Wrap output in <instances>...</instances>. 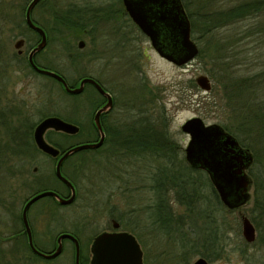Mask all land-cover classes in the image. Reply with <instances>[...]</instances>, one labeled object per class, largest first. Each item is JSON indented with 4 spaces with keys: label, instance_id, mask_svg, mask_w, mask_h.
Instances as JSON below:
<instances>
[{
    "label": "rangeland",
    "instance_id": "obj_1",
    "mask_svg": "<svg viewBox=\"0 0 264 264\" xmlns=\"http://www.w3.org/2000/svg\"><path fill=\"white\" fill-rule=\"evenodd\" d=\"M30 1L0 0V62L2 63L0 66L2 68L5 66L6 69L0 73V77L3 75L5 80L0 81V89L3 93L18 96L5 98L11 103L9 105L20 107L24 116L29 110L32 115L36 114L37 107L42 108L43 98L44 100L50 98L51 101H47L48 114L59 113L61 117L76 120L82 126L85 137L77 138V142L93 140L95 138L92 130L93 114L101 102L97 93L88 88L82 95L74 96L63 92L56 80L41 74H34L31 77L28 69H22L26 56L31 50L30 46L37 39L36 34L27 29L24 22L25 9ZM92 1L95 0H45L43 4L33 9V18L48 30L49 39L46 48L37 55L36 62L43 67L57 69L72 83L79 81L84 75L99 79L117 95L118 107L115 109V115L122 114L119 108L128 106L129 98L135 93L138 95L142 89L147 94L157 96L164 107L171 137L180 147V157L184 159L189 136L181 130V126L188 119L199 117L205 124L225 126L231 121L229 118H232L226 107L228 90L217 80L221 79L222 67H219L216 56L233 60L227 66L230 72L241 68L240 72L243 74L248 68L256 71L264 67V7L261 12L222 25L207 36L203 37L201 33L191 34L199 52L204 49L207 57L198 54L199 57L197 55L188 64L176 66L159 56L148 38L135 30L130 22L124 21L120 12L121 5L117 1L114 9L118 16L115 21L107 18L101 20L99 27L96 26L97 31L94 30L93 34L81 36L77 31H66L54 20L55 14L61 16L68 2L77 7L92 8L93 4H90ZM102 2L103 0H99L94 7L101 9V17H107L110 8L114 5L110 7L106 2ZM242 2H260L264 5V0H210L209 3L211 11L221 12ZM92 9H90L91 13ZM103 9L105 14H102ZM86 26L84 25V28ZM20 38L25 39L23 55H18L14 47L15 42ZM80 40L85 42L83 49L79 48ZM3 56L8 59L7 64H4ZM200 75L209 78L210 91L202 90L196 83V78ZM259 94L264 95V88L260 89ZM3 118L8 119L6 114ZM15 119L12 117L10 120ZM4 132L3 128L0 129V137ZM55 138L61 143L67 141L66 138L59 136ZM115 152L118 151H113L107 146L98 152L89 149L70 156L63 172L67 177L74 179L73 181L80 187L78 200L75 204L65 207L57 204L51 197H45L32 205L30 216L36 220L33 221L35 245L47 248L60 231L74 229L68 227L67 222L59 226L39 220L38 214L41 209L52 208L56 209L57 214L69 213L71 217L76 212L83 211L89 220L92 219L91 214L95 215L97 218L95 223H90L87 228L79 232L85 245L111 226V218L120 219L124 216V222L129 225L127 227L130 230L135 229L132 232L141 242L148 259L145 264H179L177 262L179 259L150 258L179 256L182 238L187 245L185 249L190 243L198 245L197 250L191 251L188 255L189 264H193L199 257H204L207 253L202 246V237L205 236L206 231H203V228L206 227L207 219L205 216L195 218V212H191L190 216L189 212L173 199L170 204L176 210L174 217L183 218L182 232L175 230L168 233V227L163 226L162 231L147 227V230L140 233L135 221L138 222L144 217L145 207L152 202L151 198H154L147 181H144L146 169L144 163L148 165L153 160L136 162L134 158H127L123 150L117 153L120 155H114ZM130 162L137 166L131 168ZM55 163L47 155L34 150L25 156H13L7 153L6 162H1L0 193L5 201L0 202V264H12L17 257L32 254L28 251L23 238L19 248L13 240L14 234L21 227L19 215L25 199L47 188L56 189L64 194L68 192L66 187L53 176ZM127 168L131 171L130 177L126 175ZM250 195V200L241 208L230 212L224 210L218 212V218L224 219L226 223L229 221L230 224V255L213 261L207 259L210 264H256L248 263L244 257L235 252L243 238L241 218L245 215L251 220L252 187ZM174 227L176 229V224ZM9 238L11 240L7 241L6 239ZM260 250L256 245L249 248L248 253L259 254Z\"/></svg>",
    "mask_w": 264,
    "mask_h": 264
},
{
    "label": "trees",
    "instance_id": "obj_2",
    "mask_svg": "<svg viewBox=\"0 0 264 264\" xmlns=\"http://www.w3.org/2000/svg\"><path fill=\"white\" fill-rule=\"evenodd\" d=\"M181 1L191 23V34L201 33L203 37L207 36L212 30L222 27V25L225 26L235 20L243 19L247 15L261 12V9L264 7L260 2H242L234 7H230L226 11L216 12L211 11L210 0ZM54 20L58 24H61V16L55 14ZM131 25L145 36L132 21ZM25 27L29 29L27 26ZM38 40L39 38L37 37L35 42L30 46L31 49ZM198 54L207 57L204 49H201ZM216 59L219 62V67H222L220 76L222 80H217L228 90L226 93V107L232 117L229 118V121L230 119L231 121L223 127L237 138L242 147L251 151L254 157L253 164L249 168L248 173L252 179L253 189L250 218L257 230V236L256 240L251 244L241 238L238 250L235 252L244 257L248 263L264 264V95L261 96L259 94L260 89L264 88V67L256 71L248 68L247 72L241 74V68H236L235 70H231V72L227 68L228 63L233 61L232 59H227L224 56L222 58L216 56ZM2 60L4 64H7V58L3 56ZM44 68L61 74L57 69L51 67ZM3 71H6L5 66L3 67ZM65 80L71 87H74L76 84V82L72 83L68 81L67 78ZM57 83L60 85L62 91L67 93L63 86L59 82ZM139 92L138 95H135V93L132 95V98H129L128 106L119 108L123 112L121 114L123 123L117 127H123L128 132L126 134H118L116 137L110 132L109 125L105 122L104 127L107 137L103 147L99 151L107 146L111 149L116 146L115 151L118 152H115L114 155L123 150L127 158H134L136 162L153 160L148 165L144 163L146 165L144 181H147L148 188L153 193L152 208L162 218L163 226L170 227L173 222L170 220L172 216L174 217L176 211L173 205L170 204V201L173 199L183 206L189 214L195 212V218L205 216L207 219L206 227L203 228V231H206L205 236L202 237V246L206 250L207 259L213 261L229 256L230 224L229 221L226 223L224 219L218 218V212L220 210L227 212L232 210L227 209L221 203L208 174L203 170L192 168L186 162V159L180 157V147L171 137L167 119L164 115V107L160 100L156 98L157 96L147 94L144 89ZM48 100L51 101L50 98L46 100L43 98L41 102L42 108L39 109L37 107V113L33 115L34 120H32V117L29 118L28 112L24 117L22 114H19V118L15 115V120H10L12 118H2L5 132L0 137V164L1 162H6L7 153L13 156H25L31 150L42 153L34 143L32 125L36 126L40 120L48 116L61 117L59 113H47ZM61 118L79 125L72 118L63 116ZM56 136L66 138L67 141L61 143L55 138ZM46 138L48 142L58 147L61 151L91 141L90 139L80 142L76 141L77 138H85L82 126L80 132L76 135L71 136L51 131V133L46 135ZM51 159L55 162L54 158ZM69 159L70 157L63 163L62 170ZM130 166L134 168L137 165L130 162ZM53 176L55 177V169ZM55 179L58 181L56 177ZM68 179L74 180L70 177ZM126 183L128 184L129 182L127 181ZM63 186L65 185L63 184ZM50 189L40 190L31 196ZM60 194L64 193L60 192ZM51 198L54 200V197ZM4 201L1 196L0 202L4 203ZM150 212L151 214L154 213ZM182 219L181 216H178L175 223H173L174 226L176 224V229L173 226L176 232H182L183 230L181 227V223H183ZM131 230L135 231L133 228ZM181 241L180 245L182 248L179 250V256L185 259H179L177 262L179 264H189L187 261L188 255L191 254V251L197 250L198 245L196 243L191 245L192 243H190L189 247L185 249L187 245L183 242V238ZM256 245L261 249L259 254L257 252L248 253V249Z\"/></svg>",
    "mask_w": 264,
    "mask_h": 264
},
{
    "label": "water",
    "instance_id": "obj_3",
    "mask_svg": "<svg viewBox=\"0 0 264 264\" xmlns=\"http://www.w3.org/2000/svg\"><path fill=\"white\" fill-rule=\"evenodd\" d=\"M40 0H31L25 10L26 24L39 32L40 42L28 53V62L39 74L60 82L65 91L71 95H78L83 91L86 83H92L101 94L108 97V102L94 115V124L100 131V139L95 143L75 145L61 151L46 139L48 131L76 135L79 126L68 122L59 116H48L40 120L35 126L33 140L39 151L56 158L55 174L71 190L69 198H63L54 190H45L33 195L25 204L22 217L28 233L29 245L32 250L46 258L57 256L61 250V240L73 239L77 246V260L79 259V244L77 239L68 233L59 236V247L52 255H47L35 248L32 233L27 220V211L36 201L45 197H54L61 205L71 204L76 197L73 183L61 171L63 162L71 155L83 150L96 149L103 145V132L100 116L112 107L111 96L92 78H84L77 87H69L65 78L53 70L41 68L35 63V56L47 45V35L31 17L33 9ZM126 12L132 22L148 38L156 53L176 66H183L191 62L199 53L197 44L191 36V23L181 0H123ZM25 40L18 39L14 47L18 54L23 53ZM81 41L79 47H83ZM198 86L208 92L211 83L206 75L196 78ZM181 130L189 136L185 147V159L194 169H200L208 174L210 182L216 190L221 203L229 210L239 209L250 200L252 179L248 173L254 157L251 151L242 147L237 138L219 124H205L199 118L188 119ZM242 235L251 244L256 240L255 225L249 217L243 215ZM118 225L115 224V227ZM92 264H143V251L135 236L126 231L103 232L99 234L92 245ZM193 264H210L203 257L197 258Z\"/></svg>",
    "mask_w": 264,
    "mask_h": 264
},
{
    "label": "flooded vegetation",
    "instance_id": "obj_4",
    "mask_svg": "<svg viewBox=\"0 0 264 264\" xmlns=\"http://www.w3.org/2000/svg\"><path fill=\"white\" fill-rule=\"evenodd\" d=\"M116 1L118 2L119 5H121L120 12H121L122 16L124 17V21H127V22L131 23L132 20H131V18L129 17L128 13L125 10L124 4H123V0H103L102 3L106 2V4L108 6H110V7L112 5H114V7L110 8L109 13L108 14L106 13L107 17H101V15H100L101 14L100 13L101 9L99 10L97 7L96 8L94 7V5H97L96 3L99 2V0H95V1H92V3H90V4H93V7H92L93 9L92 8H88V7H82V8L81 7H77L75 4H72V3L68 2V4L65 7V9L62 10V13H61V24L60 25L66 31H68V30L77 31L78 34L81 35V36H86L88 34H93L95 31H97L96 26L99 27V23H100L101 20L107 18L109 20L111 19V21H115L114 19L118 16L116 10L114 9L115 8V4L117 3ZM44 2H45V0H40V2L37 4V6L40 5V4H43ZM90 9H92L91 10L92 13L90 12ZM104 11L105 10L103 9L102 14H105ZM32 13H33V11H32ZM31 17H32V20L45 31V33L47 35V43H48V40H49L48 39V30L45 29V27L43 25H41V23L36 22V20L32 16V14H31ZM24 21H25V19H24ZM90 22H91V24H88ZM25 25L29 28L30 31H32L34 34H36V36L39 38L37 43L34 45V47H35L40 42L41 36H40V34H39V32L37 30L30 28L26 24V21H25ZM84 25L85 26L87 25L86 28H84ZM81 41L84 43V46H85V42L83 40H80V42ZM84 46L82 48L81 47H79V48L83 49ZM34 47H32V48H34ZM42 51H40V52H42ZM39 53L36 54L34 60H35V63L37 64V66H39L41 68H44L41 64L36 62V58H37V55ZM23 54H24V51H23L22 54H18V55H23ZM0 65H2L1 62H0ZM23 65H24V67H22V69H24V70L28 69L29 70V75L31 77L34 74H39L29 64V62H28V54L26 56V61L23 63ZM0 68H1V70H0V73H1V72H3V68L1 66H0ZM62 76L66 78V76H64V75H62ZM84 78H92L93 80L98 82L100 84V86L112 98V107H111V109L108 112L102 113L101 116H100L101 126H102L103 132L105 134L104 143H105V140H106V137H107V134H106V131H105V127H104L105 122L109 125L110 132L112 134H114L116 137H117L118 134L119 135L124 134V133L126 134L128 132L127 129H124L123 127H120V128L117 127V126H119L120 124L123 123V119L121 117V114L118 113V114L115 115V109L118 107L117 106L118 103H117V99H116L117 95L111 89L107 88L99 79H97L96 77L91 76V75H84L83 77H81L79 79V81L76 82L74 87L79 86L80 82ZM0 81H5L3 75L0 77ZM69 87H71V86L69 85ZM88 88H91L93 91H95V93H97V95L101 98V102L97 105V107H96V109L94 111L93 120H92V130L95 133V138L93 140H91L90 142H88V143H95V142H98L99 139H100V131L96 127V125L94 124V115L96 114V112L100 108H102L108 102V97L106 95H104V94H101L98 91V89L92 83H86L84 85V87H83V91L80 94H78V95L79 96L82 95L85 91L88 90ZM74 96H76V95H74ZM5 97H18V96L15 95V94L3 93L1 91V89H0V129L3 128V120H2L3 114H6L8 118L15 117V115H17V117L18 116L20 117L19 114H22L23 117H24L23 110L20 107H18V106L15 107V106L9 105L11 103L9 101H7V99ZM5 101H7V102H5ZM4 111H5V113H4ZM31 115H32V113H30V110H29L28 111L29 118L31 117ZM32 126H33L32 135H33L35 126L34 125H32ZM77 126H79V129L81 130V126L80 125H77ZM80 130H79V132H80ZM104 143H103V145H104ZM103 145L101 147H103ZM101 147L94 149L95 152H98ZM115 148H116V146H114L112 148L113 151H115ZM55 162L57 163V159L56 158H55ZM56 163H55V166H56ZM126 164H125V166H126ZM61 171H62V174L68 179L66 174L63 172L62 167H61ZM126 175H127V177L131 176V171L128 168L126 170ZM55 177L57 178L56 174H55ZM57 180L59 182L63 183L60 179L57 178ZM71 182L73 183V185L75 187L76 197H75V200L71 204L63 205L65 207L75 204L77 202V200H78V193L80 191V187H78L77 184L74 181H71ZM63 184L65 185V187H66V189L68 191L65 194H60V192L58 190H56V189H50V190L56 191L63 198H69V196L71 195V190L65 183H63ZM31 197L32 196L26 198L24 203H23L21 214L19 215V223H20L21 227L14 234L13 240L15 241V244H16L17 248H19L20 247V241L23 238V242L25 241V243L27 244L28 251L30 253H32V254L31 255H27V256H20V258L17 257L16 259H14L12 264H92V259H93L92 245H93L94 239L99 234H101L103 232H115V231H119V232L120 231H122V232L126 231V232H129V233H131V234H133L135 236V238L137 239V241H138V243H139V245L141 247V242L139 241L138 236L136 234H134L132 232V230H130L127 227V226H129L127 224V222L126 223L124 222V220H125L124 216L122 218H120V219L111 218V226L108 229H104L102 232L97 234L95 237L92 238L91 242H89L88 244L85 245V244H83V242L81 240V236L79 235V232L84 230L85 228H87V226L90 223H92V222H93V224L95 223V221L97 220L95 215L91 214L90 216H91L92 219L89 220L88 217L84 214L83 211H79V213L76 212L75 215H73L71 217V215H69V213L57 214L56 209L47 208V209H41L40 210V213L38 214L39 215V220H43V221H45V222H47L49 224H51V223L57 224L59 226L60 225H65L64 223L67 222L68 227H74V229L73 230L72 229L71 230L67 229V230L60 231L56 235L55 240H53L51 245L47 246V248L36 246L35 243H34V239H33V243H34L35 248H37L39 251H41V252H43V253H45L47 255H52V254H54L56 252V250L59 247V241H58L59 236L61 234H63V233H68V234H71L72 236H74L77 239V242L79 244V259L77 260V246H76V242L73 239H69V238H65V239L61 240V250H60V253L57 256L50 257V258H46L45 256H41L38 253L34 252L32 250V248L30 247V245H29L28 233L26 231L25 224L23 222V217H22V212H23L24 206H25V204L28 202V200ZM151 199H152V202L150 204H148L147 207H145V209H144V217L141 218L140 220H138V222L135 221L136 225H138V228L141 231L140 233H142L143 231L147 230V227L149 229H151V230L160 229L161 231H162V228H163L162 218L159 217L158 213L154 212V210L152 208L153 198H151ZM54 201L57 204H60L55 198H54ZM32 205L29 207V209L27 211V220H28V224H29L30 229H31L32 238H34L35 230H34V227H33V221L35 219L31 218V216H30V210L32 208ZM85 210L88 211V209H85ZM150 211H152V213L153 212L154 213L151 214ZM170 220L173 221V222L171 223L172 226L170 225V227L167 228V230H170V231H168V233L175 230V229H173V226H174L173 223H175L176 217L172 216L170 218ZM115 224H117L118 226L115 227ZM123 227L129 229L130 231L125 230ZM143 234H145V233H143ZM6 240L7 241L11 240V238L6 239ZM141 249H142V247H141ZM142 251H143V249H142ZM203 258H205L207 260V254ZM142 259H143V264H145L146 261L148 260L144 251H143ZM150 259H185V258L181 257V256H173V257H170V256H156V257L150 258Z\"/></svg>",
    "mask_w": 264,
    "mask_h": 264
}]
</instances>
